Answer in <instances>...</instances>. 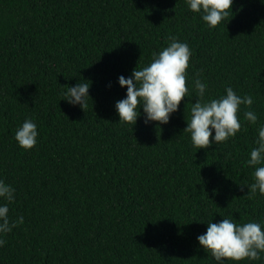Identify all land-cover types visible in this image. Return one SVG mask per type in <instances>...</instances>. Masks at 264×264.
<instances>
[{"label": "trees", "instance_id": "1", "mask_svg": "<svg viewBox=\"0 0 264 264\" xmlns=\"http://www.w3.org/2000/svg\"><path fill=\"white\" fill-rule=\"evenodd\" d=\"M170 35L189 45L188 76L211 98L229 86L253 96L235 138L192 146L194 92L167 125L119 123L118 77ZM83 79L93 100L84 110L62 100ZM246 110L264 123L261 0H234L214 29L185 0H0V180L16 190L10 218H24L3 237L0 264H215L198 243L201 222L264 219V196L247 188L258 133ZM29 117L39 138L26 151L14 137Z\"/></svg>", "mask_w": 264, "mask_h": 264}, {"label": "clouds", "instance_id": "2", "mask_svg": "<svg viewBox=\"0 0 264 264\" xmlns=\"http://www.w3.org/2000/svg\"><path fill=\"white\" fill-rule=\"evenodd\" d=\"M264 3V0H261ZM188 9L200 16L209 27L216 28L227 21L233 12L234 0H185ZM192 50L186 42L176 36H169L167 47L154 52L151 61L143 67L133 70L127 78L121 75L118 83L126 89V97L116 102L115 110L119 123L136 126L142 117L145 126L155 123H170L171 117L179 112L185 98H196L189 103L187 127L194 148L208 149L213 144L227 142L235 138L241 130L240 113L242 107L251 109L254 98L251 95H239L232 87L225 88V94L211 98L207 83L201 78L194 81L188 76ZM63 101L70 106L86 109L90 97L91 82L80 80L75 86L65 87ZM61 100V101H62ZM93 101V100H92ZM243 117L251 125L257 126L255 146L250 151L249 167H254V182L247 186L249 195L257 191L264 196V123L259 122L258 114L253 110L243 112ZM15 140L24 150L37 146L39 131L33 118H26L15 130ZM15 188L0 180V247L5 244L3 238L14 228L24 223L22 216L16 220L10 218L9 204L15 200ZM206 224V232L197 237L199 245L215 264H243L245 261L261 260L264 253V219L238 223L234 219L224 218L220 222L212 220Z\"/></svg>", "mask_w": 264, "mask_h": 264}]
</instances>
